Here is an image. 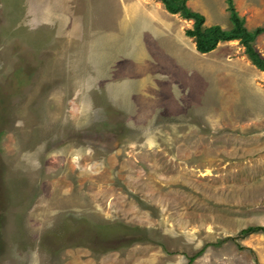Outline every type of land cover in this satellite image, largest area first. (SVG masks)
Here are the masks:
<instances>
[{
  "label": "rangeland",
  "instance_id": "374dc122",
  "mask_svg": "<svg viewBox=\"0 0 264 264\" xmlns=\"http://www.w3.org/2000/svg\"><path fill=\"white\" fill-rule=\"evenodd\" d=\"M186 5L231 26L225 0ZM234 6L263 24L264 0ZM191 27L160 0H0V264H187L264 225V71L244 47L189 54L190 105L153 94ZM192 264H264V233Z\"/></svg>",
  "mask_w": 264,
  "mask_h": 264
},
{
  "label": "trees",
  "instance_id": "16d2710c",
  "mask_svg": "<svg viewBox=\"0 0 264 264\" xmlns=\"http://www.w3.org/2000/svg\"><path fill=\"white\" fill-rule=\"evenodd\" d=\"M160 1L169 13L179 14L181 18L192 21V27L186 28L184 34L192 38L198 52L207 54V52L216 49L220 42L237 40L244 47V52L250 62L259 70L264 71V58L260 56L253 46L255 38L264 32V22L253 29H248L245 26L244 18L238 14L233 0H225L226 10L229 12V19L232 23L230 29H223L218 24L205 26L204 15L198 11L191 10L186 5L187 0ZM256 232L264 233V225H250L240 229L236 237H225L215 242L204 244L198 251L188 256L187 264H192L197 258L202 256L209 246L219 247L225 240L243 238ZM239 248L243 247L239 246Z\"/></svg>",
  "mask_w": 264,
  "mask_h": 264
},
{
  "label": "crops",
  "instance_id": "0c3cea01",
  "mask_svg": "<svg viewBox=\"0 0 264 264\" xmlns=\"http://www.w3.org/2000/svg\"><path fill=\"white\" fill-rule=\"evenodd\" d=\"M223 14H224V11H223ZM231 27H232V23H231V26L227 29H230ZM224 42H228V41H224ZM182 53H183V57L186 58L188 61V62H185V65H184L185 67H181L183 71L185 70L184 74L181 69L176 70L174 66L173 67L171 66L169 69L166 68V71L162 70L163 68L161 67L160 68L157 67L156 74L153 75V77L157 78V82H154L155 92L153 94H155L158 97V102H163V105L161 106L163 108H167L168 106H170V103H169L170 99H168V97L172 98L173 102H176V103L179 102L183 106H188L190 104L188 103L187 100H185L184 102H181L184 100V96H194L195 95L194 92L191 95V91L192 90L194 91V83L191 81V74L189 71V66L196 67V65H199V64H197L195 60L191 59L189 57V54H193V56L196 57L197 55L194 53H200V52H198L195 48V45H193L192 48L184 49ZM208 53L210 52H207V54ZM202 54H205V53H202ZM145 66L147 67V63H145ZM203 69H205V67H203ZM122 76H124L125 78H128V77H131V73H125ZM203 77L205 78V75H203ZM165 78H168V80H166ZM163 79L164 81L160 82ZM141 82L143 84H146L144 80H142ZM128 92H131L130 88H128L127 94H129ZM130 96H133V93ZM162 97L166 99H162ZM172 106H175V105L173 104Z\"/></svg>",
  "mask_w": 264,
  "mask_h": 264
}]
</instances>
